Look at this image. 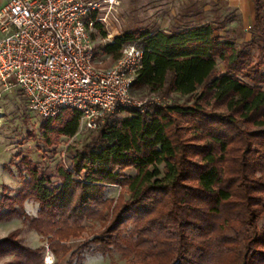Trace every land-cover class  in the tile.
I'll return each instance as SVG.
<instances>
[{
  "label": "trees",
  "instance_id": "1",
  "mask_svg": "<svg viewBox=\"0 0 264 264\" xmlns=\"http://www.w3.org/2000/svg\"><path fill=\"white\" fill-rule=\"evenodd\" d=\"M253 15L254 55L225 40L216 21L123 31L102 44L112 60L124 44L142 49L132 92L192 95V101L119 108L125 115L106 116L54 173L17 152L21 186L13 195L0 194V221L19 218L46 246L25 245L11 231L0 239V259L9 258L1 264H44L45 250L52 264H82L93 251L116 253L131 264H264L260 0ZM79 119L73 108L44 119L45 144L74 136ZM128 168L134 173H125ZM112 185L116 197L106 195ZM27 200L37 204L35 215L24 210ZM80 238L75 247L69 244Z\"/></svg>",
  "mask_w": 264,
  "mask_h": 264
},
{
  "label": "built area",
  "instance_id": "2",
  "mask_svg": "<svg viewBox=\"0 0 264 264\" xmlns=\"http://www.w3.org/2000/svg\"><path fill=\"white\" fill-rule=\"evenodd\" d=\"M119 0H8L0 5V92L17 88L28 109L43 119L73 108L80 127L96 130L119 108L148 110L170 105L155 93L132 98L143 51L122 46L109 66L95 62L90 30L95 21L112 26ZM97 12L101 16L97 17ZM110 41L118 33H105Z\"/></svg>",
  "mask_w": 264,
  "mask_h": 264
},
{
  "label": "rangeland",
  "instance_id": "3",
  "mask_svg": "<svg viewBox=\"0 0 264 264\" xmlns=\"http://www.w3.org/2000/svg\"><path fill=\"white\" fill-rule=\"evenodd\" d=\"M262 14H264V0ZM254 0H119L116 9L111 13L112 26L103 21H95L101 25L97 28L94 24L90 30L96 54L95 62L99 66H109L115 60L111 56L102 53L100 46L109 42L106 37L101 36L102 31L106 34H120L130 30H156L159 28L171 29L175 26L201 25L205 22H218L222 25L221 34L225 40L233 41L237 46L249 50L251 55L256 53L255 34L253 29ZM101 12H97V17ZM223 65L218 63L217 72L222 71ZM154 95V94H152ZM151 93L140 96L136 91L132 92V98L137 100L152 96ZM157 97L170 100V105L176 102L190 104L192 95L179 96L174 93L155 94ZM149 109L155 106L148 105ZM125 112H115L109 116L118 118L124 116ZM44 119L37 113L28 109L26 97L20 90L12 88L0 92V194L13 195L21 186L17 175V168L13 162L19 158L15 157L17 152L28 155L38 167L49 173H54L57 165L67 166L71 154L88 142L95 130L78 128L77 133L71 137H60L57 144L48 147L42 138V125ZM164 171L163 166H161ZM125 173L133 174L132 168L125 169ZM54 178H56L54 176ZM106 195L116 197L117 186H109L105 189ZM37 204L32 200L24 203V210L31 215L37 213ZM89 226V224H88ZM98 224H95V227ZM17 230L18 237L23 244L31 247L46 246L44 238L30 230L21 220L15 216L8 220L0 221V239L6 237L11 231ZM89 231V229L87 230ZM82 241L72 239L69 244L75 247ZM44 264H52L53 256L45 250ZM9 260L8 257L1 258L0 264ZM64 260V259H63ZM82 264H131L121 259L118 254L102 255L99 252H85Z\"/></svg>",
  "mask_w": 264,
  "mask_h": 264
},
{
  "label": "crops",
  "instance_id": "4",
  "mask_svg": "<svg viewBox=\"0 0 264 264\" xmlns=\"http://www.w3.org/2000/svg\"><path fill=\"white\" fill-rule=\"evenodd\" d=\"M8 0H0V5L6 3Z\"/></svg>",
  "mask_w": 264,
  "mask_h": 264
}]
</instances>
